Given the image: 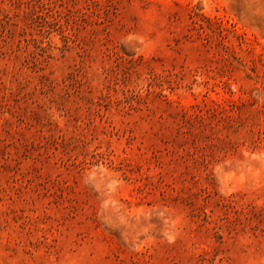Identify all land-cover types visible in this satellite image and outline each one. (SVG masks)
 Wrapping results in <instances>:
<instances>
[{
	"label": "rangeland",
	"instance_id": "obj_1",
	"mask_svg": "<svg viewBox=\"0 0 264 264\" xmlns=\"http://www.w3.org/2000/svg\"><path fill=\"white\" fill-rule=\"evenodd\" d=\"M0 264H264V0H0Z\"/></svg>",
	"mask_w": 264,
	"mask_h": 264
}]
</instances>
